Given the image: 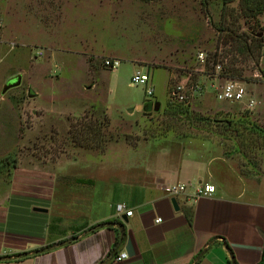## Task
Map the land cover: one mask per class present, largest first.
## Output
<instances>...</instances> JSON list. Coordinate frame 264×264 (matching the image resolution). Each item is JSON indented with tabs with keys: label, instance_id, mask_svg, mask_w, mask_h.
<instances>
[{
	"label": "rangeland",
	"instance_id": "1",
	"mask_svg": "<svg viewBox=\"0 0 264 264\" xmlns=\"http://www.w3.org/2000/svg\"><path fill=\"white\" fill-rule=\"evenodd\" d=\"M250 23L238 0H0V183L7 189L11 166L56 171L114 140L169 135L219 144L242 175L264 179V135L251 124L264 132V40H251L264 32ZM137 70L149 73L152 96L129 84ZM228 80L245 88L242 101L218 99ZM168 100L188 114L169 116Z\"/></svg>",
	"mask_w": 264,
	"mask_h": 264
},
{
	"label": "crops",
	"instance_id": "2",
	"mask_svg": "<svg viewBox=\"0 0 264 264\" xmlns=\"http://www.w3.org/2000/svg\"><path fill=\"white\" fill-rule=\"evenodd\" d=\"M91 152L56 171L11 166L0 264H264V179L242 175L219 144L169 135ZM171 183L189 184L178 210ZM201 183L216 191L195 196Z\"/></svg>",
	"mask_w": 264,
	"mask_h": 264
},
{
	"label": "trees",
	"instance_id": "3",
	"mask_svg": "<svg viewBox=\"0 0 264 264\" xmlns=\"http://www.w3.org/2000/svg\"><path fill=\"white\" fill-rule=\"evenodd\" d=\"M233 0H223L224 3H229ZM239 2V7H240V11L242 13V15H244L246 17V19H252V23L249 24V28L253 29L256 31L260 30V32H264V23H261L258 16L262 15L264 16V0H238ZM223 31H227L230 35V39H236L241 45H240V52H244L245 54L249 55L250 58L254 61V53H253V48L250 46V44L248 43V39L243 37L241 34H239L238 32L236 33L234 29H232L231 27L227 26V28H223ZM263 35V34H262ZM262 35L260 37H252L251 40H253L254 42H256L258 45H256L257 48L261 47V42L264 40V38L262 37ZM228 39V38H227ZM216 59V55L214 57ZM216 60H214L213 62H215ZM233 64V63H232ZM256 65V63H255ZM222 74H226L227 72H229L231 75L234 74V72H237L236 74L239 75L240 71L237 69H235V67H223L222 68ZM151 106H152V102L151 101H147L144 105H143V110L144 111H150L151 110ZM166 112L168 113L169 116H173V117H184L188 114V104L183 105L182 103H177L174 104L171 102V100L167 101V110ZM227 127H229V130H232L234 132V134L236 135L237 129H233L231 127L232 122H227ZM253 125L254 128L258 129V132L262 135H264V132L261 129H259L258 126H256V124L254 125V123H251ZM258 132L257 135L259 134ZM238 133V132H237ZM264 150V145L261 147V153H260V159H259V163H258V169L261 170V155L263 153ZM263 172V171H261ZM264 174V172H263ZM42 250H36L35 253L37 252H41ZM27 253H23L20 254V256H24Z\"/></svg>",
	"mask_w": 264,
	"mask_h": 264
},
{
	"label": "built area",
	"instance_id": "4",
	"mask_svg": "<svg viewBox=\"0 0 264 264\" xmlns=\"http://www.w3.org/2000/svg\"><path fill=\"white\" fill-rule=\"evenodd\" d=\"M106 64L111 65L112 67H115L118 64V61L114 60L112 62L106 61ZM150 75L148 72H143L140 70H137L134 72L130 78V85L137 86L140 85L142 87H145V94L146 96L150 97L153 95V90L150 86ZM180 86L177 87L176 91L172 92V95H176L179 99H183V95L179 94ZM245 96V88L238 82L234 80H228L221 88L220 92L218 93V99L220 100H226L230 102H238L242 101ZM253 105V101L248 103V107H251ZM189 184L188 183H171L164 185V191L172 197L179 196L181 194H184L187 191ZM216 191V186L209 183H201L199 184L195 196H201V195H211ZM116 212L117 214L124 213L126 216L132 215V210L127 209L124 203H118L116 204ZM155 222H161V217H158L155 219ZM127 255L124 252L119 253L115 260L119 261L124 258H126Z\"/></svg>",
	"mask_w": 264,
	"mask_h": 264
},
{
	"label": "water",
	"instance_id": "5",
	"mask_svg": "<svg viewBox=\"0 0 264 264\" xmlns=\"http://www.w3.org/2000/svg\"><path fill=\"white\" fill-rule=\"evenodd\" d=\"M20 83H21V75H17L13 81H10V82H8V83H6L4 85L3 89L1 90V92L4 93L7 89L16 87ZM30 96H32V95H30ZM158 108H159V102L156 101L155 104H154V110L157 111ZM170 202H171L172 207L174 208V210H178L179 209L178 202H177V199L175 197H172L170 199ZM116 227L118 228L119 232L122 234L123 231H124L123 224L119 223V224L116 225Z\"/></svg>",
	"mask_w": 264,
	"mask_h": 264
}]
</instances>
